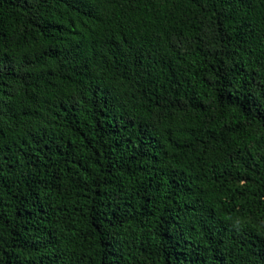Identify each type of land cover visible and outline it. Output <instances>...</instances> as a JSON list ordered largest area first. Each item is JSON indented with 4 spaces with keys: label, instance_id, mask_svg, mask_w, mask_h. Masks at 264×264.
<instances>
[{
    "label": "trees",
    "instance_id": "trees-1",
    "mask_svg": "<svg viewBox=\"0 0 264 264\" xmlns=\"http://www.w3.org/2000/svg\"><path fill=\"white\" fill-rule=\"evenodd\" d=\"M0 264H264V0H0Z\"/></svg>",
    "mask_w": 264,
    "mask_h": 264
}]
</instances>
